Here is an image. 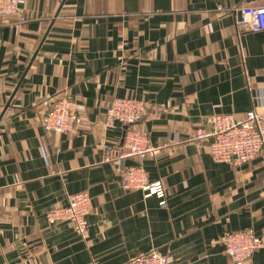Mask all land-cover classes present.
Masks as SVG:
<instances>
[{"label":"crops","instance_id":"1","mask_svg":"<svg viewBox=\"0 0 264 264\" xmlns=\"http://www.w3.org/2000/svg\"><path fill=\"white\" fill-rule=\"evenodd\" d=\"M61 3L25 0L0 21V264H131L154 249L169 264H234L227 233L264 239V154L216 161L193 135L211 114L264 110V30L240 28L264 0H66L57 15ZM63 93L84 109L74 131L48 133ZM116 96L146 103L145 158L119 157L126 127L105 124ZM138 160L166 203L123 187ZM76 192L91 198L87 238L47 219ZM246 264H264V246Z\"/></svg>","mask_w":264,"mask_h":264},{"label":"built area","instance_id":"2","mask_svg":"<svg viewBox=\"0 0 264 264\" xmlns=\"http://www.w3.org/2000/svg\"><path fill=\"white\" fill-rule=\"evenodd\" d=\"M25 0H0V21L19 15ZM242 30H264V5H248L242 8ZM84 105L69 93L55 96L43 117V126L48 133L74 131ZM146 112V103L136 97L116 96L106 107L105 124L116 122L125 125L123 149L119 157L145 158L151 151L149 134L138 125ZM209 129H198L193 138L208 140L209 151L216 161L244 164L259 154H264V110H250L242 115L214 113L209 115ZM107 157H111L109 154ZM122 185L126 189H142L146 196L156 195L166 203V189L162 181L150 180L141 160L124 166ZM91 198L87 192L69 195L68 204L60 205L47 213L50 223L68 220L76 231L87 238L89 224L87 215ZM225 252L234 264H246L255 250L264 246V239L250 229L229 232L224 237ZM131 264H169L163 252L154 249L133 258Z\"/></svg>","mask_w":264,"mask_h":264},{"label":"water","instance_id":"3","mask_svg":"<svg viewBox=\"0 0 264 264\" xmlns=\"http://www.w3.org/2000/svg\"><path fill=\"white\" fill-rule=\"evenodd\" d=\"M65 1H66V0H62V3H61V6H60V8H59V10H58V12H57V15L59 14V12H60V10H61L63 4L65 3ZM39 49H40V47H39L38 50L35 52L33 59H34V58L36 57V55L38 54ZM33 59H32V60H33Z\"/></svg>","mask_w":264,"mask_h":264}]
</instances>
